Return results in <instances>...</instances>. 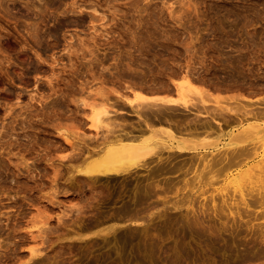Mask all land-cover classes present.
Here are the masks:
<instances>
[{"label":"rangeland","instance_id":"1","mask_svg":"<svg viewBox=\"0 0 264 264\" xmlns=\"http://www.w3.org/2000/svg\"><path fill=\"white\" fill-rule=\"evenodd\" d=\"M259 1L0 0V264H145L146 249L149 253L155 251L151 255L154 264H216V260L222 264L231 258L244 257L242 252L248 256L245 262L242 258L235 263L264 264V202L250 207L249 212L242 209V214V197L248 191L254 192L258 184L238 177L242 175L240 169L243 171L261 159L264 162V147L258 138L241 136L242 140H238L236 136L242 133L240 127L244 124L246 128L254 123L264 125V0L263 5ZM147 84L157 89L155 94L204 99L211 108L244 104L248 109L252 107L256 114L250 117L225 111L227 115L221 113L216 118L219 114L209 112L207 116H215L221 124L211 122L212 126L205 124L204 128L198 122L204 119L200 116L204 112L201 109L197 114L182 115L184 110L178 108L177 114L169 117L176 123L180 121L181 126L190 118L187 129L185 125L173 129L180 133L196 129L188 134L194 142L202 144L200 151L207 153V158H213L211 154L218 156V151L222 153L223 147L230 145L253 146L256 153L243 161L249 162L247 165L219 169L217 164L214 173L213 170L204 173L199 181L192 177L203 164L195 160L187 174L189 184L181 185L182 188L188 185L186 190L194 208H202L200 212L196 209L188 213L195 224H186L185 207L172 206L169 209L172 217L153 216L146 223L134 224L136 229L112 218L93 224L90 220L94 221V216L87 213L85 205L87 199L94 197V188L87 184L88 189L86 183L72 179L70 172L77 161L68 160L72 147L63 141L62 134L76 142L74 145L78 144L75 150L83 148L82 152L93 148L92 145L105 146L98 143L106 133L105 127L91 125L93 112L94 117L96 114L102 117V110L110 108L116 91H123L129 98L137 91L154 94L143 89L148 88ZM82 100L90 105L85 107ZM124 107L130 112L129 106ZM131 114L124 116L126 120L134 121L135 117L137 120ZM193 116L198 117L200 129L197 122L190 124L192 119L196 120ZM163 120H152L150 129L166 128ZM54 138L63 144L51 145L49 142ZM184 157L188 155L179 158ZM227 187L231 189H227L226 196ZM222 194L227 199L223 195L222 200ZM238 195L241 201L237 200ZM217 196L221 197L219 201ZM202 198H208L212 208L205 207L209 201L207 204L204 199L206 209L200 207ZM228 198L232 199L229 203ZM221 203L226 206L240 203L242 215H236V220L227 214L224 205L226 217L222 210L220 214L214 212L213 206L221 209ZM77 207L83 210L77 212ZM249 213L253 214L249 216L252 220L245 215ZM89 221L92 224L88 225ZM32 248L38 249L37 254L31 255ZM158 250L162 254H157ZM159 258L167 260L161 263Z\"/></svg>","mask_w":264,"mask_h":264},{"label":"bare ground","instance_id":"2","mask_svg":"<svg viewBox=\"0 0 264 264\" xmlns=\"http://www.w3.org/2000/svg\"><path fill=\"white\" fill-rule=\"evenodd\" d=\"M261 1H259V2L261 3ZM262 3H264V2L262 1ZM263 7H264V5H263ZM34 29L38 30L36 28H34ZM54 30L57 32L56 28ZM54 30L53 29L50 30V32L52 33V36H53L52 31H54ZM46 33H48V32H46ZM49 33H48V35H51ZM38 35L40 36V33ZM40 37H38V38H40ZM44 39H43V41H44ZM40 41H41V39H40ZM33 65L36 66L35 64H33ZM33 70L31 69L30 71H33ZM136 82H134V83L136 84ZM150 86H152V84H150ZM160 86L163 87L162 84ZM178 86H180V85H178ZM147 87L151 88V89L153 88V87H149L148 84H147ZM156 87H158V86H156ZM184 87H188V86L184 85ZM184 87H183V89H184ZM190 87L191 86H189V88ZM148 88H143V89H145V90L147 89L148 92L151 91L154 94H149V93L146 94V93H143L141 91L136 90L137 92L134 93L133 98L127 97L126 94L122 93L123 91H116L115 92L116 98L114 99V101L109 102L110 108L109 109L104 108L102 110V115H103L102 117L103 118L99 114H96L94 117V112H93L91 125L95 128L105 127L106 133L103 132L104 134L100 138L102 140L100 142L98 141V143H100V144L102 143V145H105V146L100 147L97 144V147H96V146L92 145L93 148H91L89 150L87 148L86 149V150H88L87 152L85 150H84L85 152H82L83 148L81 150V147H78V150L77 149L75 150V147H77L78 144L74 145V143H76V142L70 141L69 140L70 137L69 138L67 137L68 135L62 134L64 136L63 141L65 143L68 142L67 144L70 143L71 147H72L71 148L72 151L70 149L71 159H69L70 156L69 157L67 156L68 160L72 161V159H73V161H77V162H75L74 166H72L75 168L74 171L70 172L72 179L74 181L78 180L77 181L78 183L79 182H81L82 184L86 183V186L88 184L90 187H92L91 189L94 188V197H92L93 193H90L89 195L92 198H90V197L89 198L91 200L90 199L88 200L87 199L88 197H87L86 199H87L88 203L85 202L86 203L85 208H86L87 213L89 211V212H91V214L90 213L89 214L92 215V217L94 216L93 217L94 221L90 220L92 217L87 219V220H90L92 223L93 222L98 223L101 221L103 222L106 219L109 220L110 218H112V220L113 219L114 220H122V222H125L127 224L130 223V225L134 226V224H136V223H141L144 221L146 223V221L152 219L153 216H155V217L158 216V217L163 218V219L166 218L168 216V214L170 213V210H169L170 206H172L173 208L185 207L186 212L185 211L183 212V210H182V212L184 213V218L186 219V221H185L186 224L189 225L188 224L189 222L190 223L193 222L195 224L196 221L194 220L195 221L194 222L193 221L194 218H192V217H190L191 218L190 219L188 217V213L190 211H192V213L195 212V210L197 208H194V203L191 202L192 198L189 197L190 195L188 196L189 190H186V186H188V185H185L184 188H182L183 184H185V183L189 184V182H188L189 177H187V174L189 173V171H190L189 168H191V165L194 164L195 160L198 159L203 164L202 167H200L201 169H199V172L196 173L197 172L196 171L195 172L196 174H194L195 176L193 175L194 177H192L193 180H194V178H196L199 181V180H202V177H204V175H205L204 173H207V172L210 173V171L212 172V170L214 173V171H216V170H214V168L217 166V164H219L218 165L219 169L220 168L225 169L226 167L229 168L230 166H234V165H236V166L247 165V163H249V162H247L246 164H243V161H245V159H247L249 157H252L256 153L255 150L253 149V146H249L246 144L245 145L241 144V146H239V145L238 146H231L230 145L228 147H223L225 149L222 148L223 149L222 153H221V151H218L217 152L218 156L216 154L217 157L215 155L211 154L213 156V158H211V157H210L211 159L207 158V153L200 151L199 146L202 144L199 145V144H197L196 141L194 142L193 138L191 139V137L189 135L190 133L191 134L193 133L192 130H194V129L190 128V129H188L190 132L186 131V133H184V130L181 133H180V130H178V131L176 130V132H175V129H173V127L176 125L180 127L181 126L179 124L180 121L177 122L179 124L178 125L176 122L173 121L174 119L173 120L170 119L171 116H173L174 114H177V112L179 110L177 111L176 109H178V108L184 110V114H182L180 112L182 115H185V114L187 115L188 113H195V112H196L195 114H197V112L201 109V111H204V112H201L202 114H200V116H202V118H204V119L201 121V120L197 119L198 117L193 116L194 118H196V120H195V122H193V119H192L190 124L195 123L194 125H196V122L198 120V122L200 121L199 124L201 125V127H203L202 125H205V124L206 125L208 124V126H212L211 122H214L216 124H221V121L216 119V118L221 117L222 116L221 113L224 114L225 111H227V112L232 111L235 114L241 112L242 115H245V116L248 115L249 117L251 114H252L251 116H255L253 114H256V111L253 112L252 107H251V109L250 108L248 109V107L246 108V104H244L241 106L237 105L236 107L232 108V107H227L225 105L223 106V105L217 104L219 107L218 106L217 107L212 106V108H211L210 107L211 104L208 106L207 103L204 102L205 101L204 99L191 100L188 98H176V97H172L170 95H164L162 93L161 94H155L154 91L157 90L156 88H155L156 90L154 88H153V90H150ZM164 88H165V86H164ZM166 88H167V85H166ZM193 88H194V86H193ZM162 90H164V89H162ZM196 90H198V88ZM196 90H194V91H196ZM160 91H161V89L159 90V92ZM156 92H158V91H156ZM201 92H203V91H201ZM69 101H70V99H69ZM69 101H68V103L72 102V101H70V102ZM84 102H85V100L83 101V105L85 104L84 105L85 107L90 105L89 103H88V105H86L87 102L86 103H84ZM65 104H66L65 106L69 105V104H67V101ZM83 105L80 107V109H82ZM124 106H129L131 108L130 112L132 111L131 113L133 114V116L134 115L137 116V120H135L136 119L135 116H134L135 117L134 121L126 120V118H125L126 114H131V113L128 112L127 110H125ZM74 107H76V106H74ZM72 108H70V109H72ZM73 109L75 110L76 114L79 113L78 111H76L77 109H75V108H73ZM73 109H72V111H73ZM90 111H91V109H90ZM209 112L210 113L213 112L214 113L213 115L219 114V116L217 115L216 118H215V116L214 117L207 116L209 114ZM262 112H264V110ZM172 113H174V114L172 115ZM229 113H231V112H229ZM241 113H240V116H241ZM132 114H131V116H132ZM170 114H171V116L169 117ZM227 114L225 113L223 116H225ZM116 117L120 120H117ZM208 117H210L211 119H208ZM132 119H133V117H132ZM161 119L162 120L164 119L163 122L165 121V123L168 124V125L166 124L164 126L166 128H162L161 130L158 129L159 131H157V130L154 131V130L150 129V126H151L150 123L153 122L152 120H155L156 122H158V121L160 122ZM186 119H188V118H186ZM243 119L244 118H242V120ZM188 120H186L185 124L182 122L185 125V126L183 125L184 128L186 127ZM240 120H241V118H240ZM235 121H236V119H235ZM156 122L152 123L153 126H154V124L156 125ZM198 122H197V125H198ZM246 122H248V121H246ZM237 123H238V121H237ZM159 124H161V123H159ZM249 124L250 123H248L247 125H249ZM194 125H191V126H194ZM160 126H162V125H160ZM183 126H181V128ZM244 126H246V125L244 124ZM198 127L196 126V128L200 129L199 125H198ZM243 127H240V131L242 129V133L239 132L238 135L236 134L238 140H242L241 136H243L244 138H247V139L255 137V138H258L260 140L259 143H261L262 147H264V125L254 123V124H250V126H248L247 128L246 127L243 128ZM178 129H180V128H178ZM186 129H187V127H186ZM204 131H207V130H204ZM199 132L200 131H198V133ZM163 134H164V137H162ZM239 135H240L241 139H239V137H238ZM236 136L234 135L232 137L235 138ZM49 141H51V139ZM49 143L51 145L53 144V146L54 145L60 146L62 141L58 138H56V139L54 138L53 141H51ZM73 151H75V152H73ZM93 154H94V157H93ZM184 155H186V156L188 155V158L187 157L179 158L180 156H184ZM208 155H209V153H208ZM261 160H259V162H257V163H252V165L250 164L251 166L250 165L247 166L243 171H242V169H240L242 172V175L238 176V177H240V179L242 177H245V178L249 179L250 182H252V183L257 182V184H258V185L256 184L257 185V187H255L256 190H254L255 184L253 185V187L249 186L251 188V190H254V192H249L248 191L249 189H248L247 190L248 193H251V194L249 196L247 193L246 195H248V197L246 195H244L245 197H242V201L240 200L241 199L240 195H238L239 198L237 196H235L236 198H238L237 200L241 201L240 203L243 204V207L241 205L240 206L242 208L239 207L240 203L239 204L237 203L236 205L234 203H232L231 204L232 206L231 205L226 206V205H224V203H225L224 202L223 204L221 203L223 209L222 208L219 209L220 204L216 202V205L219 207L218 208L214 207L215 203L210 199V197H208L213 202L214 212H219V214H220V210H222L221 212L223 215L225 213L223 211L225 209L224 206H226V208H227L226 210H228L227 214L229 212L228 215L232 214L235 218L236 215L238 217H240L241 212H240L239 208H241V210L247 209V211L249 212V210H251L250 207L256 206V205L261 206L260 204L263 205V202H264V162H261ZM84 163H85L84 166H79V165L84 164ZM212 167H213V169H212ZM216 168H218V167H216ZM196 169H198V168L196 167ZM217 172H219V170ZM208 175H206V176H208ZM118 178H120L121 180ZM67 180H69V182H71L70 177H68ZM71 183H73V182H71ZM82 184H80V186ZM90 184H92V185L94 184V186H91ZM228 184H226V185H228ZM247 184L248 183H246V185ZM76 185H78V184H76ZM76 185H74V186H76ZM233 185H230V187H232ZM84 186H85V184H84ZM89 186H87L88 189L90 188ZM238 186H240V185H238ZM230 187L225 188V190H227V189L230 190L231 189ZM242 187H243V185H242ZM245 187H247V186H245ZM249 187H247V188H249ZM80 190H82V188ZM242 190H243V188H242ZM69 191H71V190H68V192ZM76 191H77V189H76ZM234 191L236 192L237 190H234ZM255 191H257V193L252 194V193H255ZM66 192H67V190H66ZM92 192H93V190H92ZM228 192H229L228 190H227V192H224V193H226V196H227ZM242 192L245 193L246 189ZM74 193H75V191H74ZM220 193H221V191H220ZM217 195H219V194H217ZM223 195L225 196V194H222V196H221L223 198L222 200H224ZM233 195L234 194H232V196ZM213 196H211V197H213ZM226 196H225V199H227ZM215 197H216V195L213 198H215ZM221 197H218L217 200L219 201V198H221ZM93 198H94V203L92 202ZM208 198H207V200L205 198H202V200H200V201H202V202H200V207H203L204 210L206 208H208V209L212 208V207H210L211 202H210V200H208ZM86 199H85V201H86ZM203 199L207 201V204L209 201V206L205 205L206 201L204 202ZM213 200L215 201V199H213ZM228 200H229V198H228ZM228 200L226 202L229 203L230 200H232V199H230L229 201ZM220 201H221V199H220ZM91 202L94 204V206H93V204H91ZM84 204H83V207H84ZM204 205L206 208L204 207ZM215 208H216V210L218 209L219 211H215ZM232 208H233V210H232ZM81 209L83 210L82 207H81ZM81 209H80V207H77L75 209V211L79 212V211H81ZM200 209H202V208H200ZM200 209L198 208L197 210H199V212H200ZM243 210H242V214H244ZM84 211H83V214H84ZM86 211H85V213H86ZM202 211H201V213L203 214L204 212H202ZM92 212H94V214H92ZM190 213H189V215H190ZM245 213H246V211H245ZM75 214H76V212H75ZM215 214L218 215V213H215ZM251 214L252 213L245 214V215H248V219L252 220L250 217H252L253 214L252 215ZM81 215H82V213H81ZM171 215L169 214V216H171ZM205 215H207V213ZM226 215L225 216L223 215V217H226ZM233 216H231V217H233ZM227 219H224L223 222L226 221ZM248 219L246 218V220L248 222H251ZM90 221H89V223H87L88 225L92 224ZM201 221H202V219H201ZM97 223H95V224H97ZM224 223H226V222H224ZM252 224L253 223L251 222V225ZM130 225H128V226H130ZM224 225H227V223ZM133 226L131 228H134V229L137 228V227L135 228V226L134 227ZM41 227H43V226H41ZM124 227L126 228L127 225L125 224ZM39 229L41 231V228H39ZM43 230H44V227H43ZM40 231H38V232H40ZM105 231L109 232V230H107V228ZM98 232H100V230ZM101 232H103V231H101ZM261 237H262V235H261ZM151 241H153V240H151ZM151 241H150V243H151ZM144 243L145 242H143L142 245ZM147 245L148 244L146 243V246ZM237 245L240 246L239 244H237ZM244 245H242V246H244ZM143 247L145 250V244ZM157 248H159V247H157ZM233 248L235 249V247H233ZM233 248H232V250H233ZM236 248H237V246H236ZM152 249L153 248H151V250ZM241 249H243V248L241 247ZM241 249H239V250H241ZM155 250H156V248H155ZM214 250H215V248H214ZM217 250H220V249H217ZM37 251H38V249L32 248L31 249V255L37 254V253H35ZM148 251H149L148 249L145 250L143 260H145V262L147 264H154L151 255L155 251L153 250V252H151V253H149ZM160 251L157 254L161 253ZM175 251H176V249H175ZM245 251H247V249ZM227 252H225V253H227ZM232 252L230 251L229 253H232ZM214 253H216V252H213V254ZM161 254H160V256H161ZM236 254H238V253H236ZM236 254H234V255L237 256ZM241 254H243L242 256H244V257L236 258V260H235V258H231V260H229L228 262L222 261V264H231L232 262H234V264H238V263H235V261H237V260L242 261V258H244L243 262H245V258L248 256L246 255V257H245L243 252ZM241 254H239V255H241ZM246 254H248V253H246ZM219 255H222V254H219ZM230 255L232 256V254H230ZM158 256L159 255H157V257ZM160 258H159V261L161 263L164 262L165 260H167V259H165V260L161 261ZM250 258H248V259H250ZM218 259L221 260V256H220V258L218 257ZM216 264H217V260H216ZM239 264H241V263H239Z\"/></svg>","mask_w":264,"mask_h":264}]
</instances>
